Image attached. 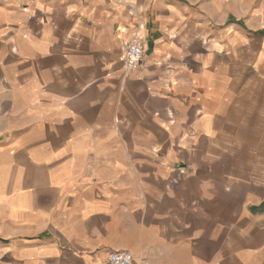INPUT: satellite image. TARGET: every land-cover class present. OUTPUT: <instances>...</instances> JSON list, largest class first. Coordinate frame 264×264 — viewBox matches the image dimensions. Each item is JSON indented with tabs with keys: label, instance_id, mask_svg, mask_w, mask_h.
<instances>
[{
	"label": "crops",
	"instance_id": "crops-1",
	"mask_svg": "<svg viewBox=\"0 0 264 264\" xmlns=\"http://www.w3.org/2000/svg\"><path fill=\"white\" fill-rule=\"evenodd\" d=\"M262 29L264 0H0V264H264Z\"/></svg>",
	"mask_w": 264,
	"mask_h": 264
},
{
	"label": "built area",
	"instance_id": "built-area-1",
	"mask_svg": "<svg viewBox=\"0 0 264 264\" xmlns=\"http://www.w3.org/2000/svg\"><path fill=\"white\" fill-rule=\"evenodd\" d=\"M122 51V63L125 71L137 69L143 60L144 43L142 39L133 34L125 38ZM106 264H139L133 256L127 251H113L108 254Z\"/></svg>",
	"mask_w": 264,
	"mask_h": 264
},
{
	"label": "rangeland",
	"instance_id": "rangeland-1",
	"mask_svg": "<svg viewBox=\"0 0 264 264\" xmlns=\"http://www.w3.org/2000/svg\"><path fill=\"white\" fill-rule=\"evenodd\" d=\"M246 20H247V19H246ZM246 22H247V21L243 22V24H244L245 26H246ZM247 25H249V24H247ZM262 31L264 32V29H262ZM262 31H261V32H262ZM131 35H133V34H131ZM131 35H128V36H131ZM136 35H137V34H136ZM128 36H127V37H128ZM138 36H139V35H138ZM127 37H126V38H127ZM139 37H140V36H139ZM263 37H264V33H263ZM140 38H141V37H140ZM141 39H142V38H141ZM124 41H125V40H124ZM142 41H143V43H144V49H145L146 44H145V42H144L143 39H142ZM122 46H123V44H122ZM122 46H121V48H122ZM121 52H122V51H121ZM144 56H145V51H144ZM144 56H143V58H144ZM142 61H143V60H142ZM173 183L176 184V183H177V180L175 179Z\"/></svg>",
	"mask_w": 264,
	"mask_h": 264
}]
</instances>
